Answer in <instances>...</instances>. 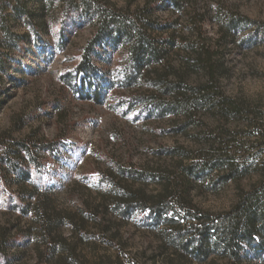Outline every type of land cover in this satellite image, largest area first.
Wrapping results in <instances>:
<instances>
[{"label":"rangeland","instance_id":"374dc122","mask_svg":"<svg viewBox=\"0 0 264 264\" xmlns=\"http://www.w3.org/2000/svg\"><path fill=\"white\" fill-rule=\"evenodd\" d=\"M178 1L0 0V154L15 142L56 144L39 153L28 182L0 166V253L8 264H264L252 255L192 258L171 242L175 225L152 224L140 204V194L166 187L178 196L187 185L197 209L225 214L261 176L222 184L226 170L204 172L203 158L230 152L238 163L264 162V34L256 36L264 0ZM129 19L167 50L133 83L125 78L131 45L112 47L119 33L108 30ZM243 19L255 26L235 28ZM99 33L107 40L93 70L77 83L63 79ZM179 84L182 99L214 85L241 113L176 112L169 89ZM23 194L30 216L14 208ZM170 214L186 224L178 207Z\"/></svg>","mask_w":264,"mask_h":264},{"label":"trees","instance_id":"16d2710c","mask_svg":"<svg viewBox=\"0 0 264 264\" xmlns=\"http://www.w3.org/2000/svg\"><path fill=\"white\" fill-rule=\"evenodd\" d=\"M167 1L174 7L180 5H178V0ZM243 20L245 21L238 20L235 28L240 30L243 26H255L253 21ZM108 25L110 26L109 33L112 30L119 33L117 37H111L110 43L112 41L113 44L110 45L112 47L118 48L120 43L127 42L130 43L132 48L130 52L131 67L130 72L125 77L126 82H135L145 69L161 63L163 56L166 54V48L153 44L146 31L137 25L134 20L112 21ZM262 34L264 32L259 29L256 36L260 37ZM101 36L99 33L89 43L76 71L66 74L63 79L77 83L78 75L81 73L89 74L93 70L92 64L96 57V48L107 40L105 35ZM184 87V85L179 84L169 89L178 98L176 105L173 106L176 112L190 113L198 111L204 106H212L223 116H235L241 113L240 107L217 92L214 85L193 88L188 97L182 99L178 96H180V88ZM55 149L56 144L54 143L37 145L36 147V145L32 146L24 142H15L13 146L10 145V148H4L0 154V166L5 168L8 176H12L23 183L28 182L32 176L31 168L37 169L39 167V153L41 151L53 153ZM223 154L217 159L203 158L200 165L204 172L213 171L214 168L225 169L226 173L221 177L222 184L238 180L252 172H257L261 176L260 181L254 187L241 193L237 204L229 212L211 215L197 209L188 197L190 191L187 185L178 187V196H171L169 189L166 187L154 197H146L140 194V204H144L149 208L152 224L175 225L176 232L172 233L171 242L181 252L192 258L205 260L211 254L216 253L240 262L243 258L252 255L254 259L264 263V162L258 168V165L254 163L255 160L249 159L244 163H238L234 159L235 153L233 155H230L232 154L230 152ZM192 170V167H189L187 170L188 175L192 174ZM135 178L141 181L147 180L146 178ZM25 196L24 194L22 197L19 196L21 205H14V208L21 214L30 216L34 213L31 212L32 205L26 201ZM171 197L175 199L174 204L170 203ZM177 207L188 216L183 218L186 220V224H182L180 219H177L181 215L170 214ZM32 217L36 219V215ZM183 231H187V234H183ZM0 260H3L4 264H8L2 253H0Z\"/></svg>","mask_w":264,"mask_h":264}]
</instances>
